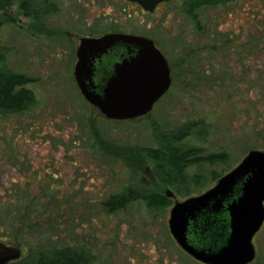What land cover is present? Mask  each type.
I'll return each instance as SVG.
<instances>
[{"label": "rangeland", "instance_id": "374dc122", "mask_svg": "<svg viewBox=\"0 0 264 264\" xmlns=\"http://www.w3.org/2000/svg\"><path fill=\"white\" fill-rule=\"evenodd\" d=\"M33 1L37 20L20 12V0H9L4 10L15 22L0 29L7 65L35 79L28 87L36 96L27 111L0 112V203L7 202L4 190L12 181L30 180L29 189L47 204L32 231L0 230L2 242L21 251L13 262L38 249L68 247L87 254L92 264H202L171 236L169 210L174 199L213 186L212 176L229 171L249 150H264V0L200 7H190L194 0H173L151 14L121 0ZM110 18L126 25L103 27ZM253 19L261 20L258 28ZM109 30L151 36L169 62L171 86L144 116L105 118L74 80L78 39ZM194 122L203 123L204 134L180 144L228 159L190 165L186 173L204 177V185L181 196L156 183L141 148L158 147L186 126L197 130ZM144 181L164 194L171 190V205L158 214L141 200L116 212L104 209L109 196ZM252 242L250 264H264V221Z\"/></svg>", "mask_w": 264, "mask_h": 264}, {"label": "water", "instance_id": "95a60500", "mask_svg": "<svg viewBox=\"0 0 264 264\" xmlns=\"http://www.w3.org/2000/svg\"><path fill=\"white\" fill-rule=\"evenodd\" d=\"M130 1L151 12L167 0ZM75 55L77 87L107 119L146 115L170 87L168 62L150 38L122 33L82 37ZM166 195L174 196L171 190ZM263 221L264 150L251 149L213 186L174 199L168 228L178 246L202 264H250L255 257L252 238ZM20 255L18 247L0 241V264Z\"/></svg>", "mask_w": 264, "mask_h": 264}, {"label": "trees", "instance_id": "16d2710c", "mask_svg": "<svg viewBox=\"0 0 264 264\" xmlns=\"http://www.w3.org/2000/svg\"><path fill=\"white\" fill-rule=\"evenodd\" d=\"M226 0H194L190 7H200L208 4H220ZM32 0H20L19 10L22 14L38 19V9ZM9 0H0V29L7 24L15 22L8 10H4ZM36 3V2H35ZM40 5L39 3H37ZM37 10H36V9ZM256 11V17L258 18ZM260 22L253 19L256 28ZM250 41V39H249ZM261 39L256 36L255 45L259 46ZM228 44V43H227ZM229 45V44H228ZM7 47L0 37V112L3 113H21L31 109L36 103V96L28 84L35 79L25 73L15 71L7 65ZM202 122H194L192 126H198L193 129L186 126L173 134L169 140L160 144L158 147H143L141 152L151 163L154 179L159 185H170L181 196H188L193 189L202 187L201 183L204 177L194 174L188 175L186 169L200 161L226 162L228 156L225 153L200 155V149L196 146L181 145L183 139L191 135L204 134ZM228 171V170H227ZM223 173L214 174L213 180L218 179ZM30 180L23 185L17 181H12L11 188H6L4 193L9 196L7 202L0 203V230L17 231L27 229L32 231L41 212L47 209L46 202L40 201V197L34 196L30 187ZM140 188H129L121 193L109 196L103 203L104 209L108 212H116L125 208L129 203L141 200L155 214L161 212L165 207L171 205V198L163 193L161 189H152L144 181ZM1 184V183H0ZM194 192V191H193ZM2 195L0 194V200ZM48 203L59 207L51 199ZM4 211V214H3ZM6 236L0 235V241ZM9 264H92L91 258L82 251L68 248L56 247L50 250L38 249L31 254L26 261L10 262Z\"/></svg>", "mask_w": 264, "mask_h": 264}, {"label": "flooded vegetation", "instance_id": "af4514ba", "mask_svg": "<svg viewBox=\"0 0 264 264\" xmlns=\"http://www.w3.org/2000/svg\"><path fill=\"white\" fill-rule=\"evenodd\" d=\"M122 2H124V3H126V4H132V5H134V6H136V7H138L139 8V10H140V12L141 13H143V14H145V13H149V14H151V13H154L157 9H158V7L160 6V5H162V4H166V3H168V2H170V1H173V0H167V1H161V2H159L155 7H154V10L153 11H148V10H145L141 5H139L137 2H133V1H130V0H121ZM124 9V8H123ZM125 10V9H124ZM109 13L110 12H106V13H104L105 15L107 14V15H109ZM127 17H130V14H128L127 15ZM102 24L101 25H103V27H119L120 25H126V24H124V23H121V22H119V21H117L116 19H112V18H110L109 20H107V19H104L102 22H101ZM95 25L97 26V23H95ZM98 25H100V24H98ZM121 27H123V26H121ZM109 33H122V34H132V35H139V36H143V37H147V38H150L152 41H153V43H154V45L158 48V46L156 45V43L154 42V40H153V38L151 37V36H148L147 34H143V33H137V32H123V31H119V30H109V31H107V32H105V33H101L100 35H98V36H96V37H100V36H102V35H105V34H109ZM80 39L81 38H79L78 39V44H79V41H80ZM159 50H160V48H158ZM76 51V50H75ZM121 52H126L127 53V50H124V49H121L120 50ZM161 51V50H160ZM161 53L163 54V52L161 51ZM163 56L165 57V55L163 54ZM166 58V57H165ZM167 60V59H166ZM167 62H168V60H167ZM168 65H169V62H168ZM169 69H170V79H171V82H170V86H171V83H172V78H171V68H170V65H169ZM170 88V87H169ZM169 90V89H168ZM162 98V97H161Z\"/></svg>", "mask_w": 264, "mask_h": 264}]
</instances>
